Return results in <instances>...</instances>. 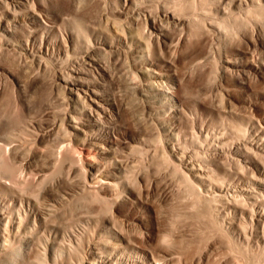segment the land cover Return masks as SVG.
<instances>
[{"label": "bare ground", "instance_id": "bare-ground-1", "mask_svg": "<svg viewBox=\"0 0 264 264\" xmlns=\"http://www.w3.org/2000/svg\"><path fill=\"white\" fill-rule=\"evenodd\" d=\"M59 3L55 0H0V54L14 55L27 67H35L39 71L46 72L49 67L54 69V85L60 92L61 115L59 124L53 126L61 128V141L52 148L50 159L55 164L65 159L76 162L74 167H68V171L72 170L77 175L81 173L83 181H76L72 191L63 190L62 187L71 182L63 176L64 169L60 168L53 174L54 177L49 178V167L37 166L33 173L34 181L49 179L42 187V200L23 193L21 188L28 179L25 170L30 166V155L38 151V155L45 157L44 163H48L46 150L30 146L26 136L30 135L35 144L45 140L38 132L32 136L27 126L0 131V160L7 156L19 167L18 175L7 172L0 175V264H177L178 256L163 243L165 237H169L160 234L164 239L159 241V232L152 225L157 208L142 202L141 186L136 192L127 179L133 173L136 181L144 182L146 193L150 194V187L157 181L155 177L160 172L157 165L158 172L153 166L154 157H159V152L154 150L155 156V153L144 151L146 140L140 137L143 129L153 135L152 140L157 138L158 141H155L161 142L162 148L157 143L160 154L164 155L160 157L164 160L167 155L172 162L168 159L165 162L174 164L181 177L191 185H187L181 193V196L187 197L188 209L205 219L210 218L206 216L210 213L209 216L215 219L210 218L214 224L222 220L233 232H239V236L244 239L247 236L249 240V230L245 234L244 224H241L243 229L240 228L242 222L237 224L234 218L244 216L248 222L255 220L260 226L264 217V202L262 207L254 209L246 200L248 208L239 204L236 197H259L256 188L264 195L262 178L255 177L257 173L254 170H251L253 177L247 174L252 167L264 173L258 155L252 152L264 154V122L254 115V118L248 117L245 127L244 123L237 121L238 129L233 128L236 135L231 134L238 138L237 141H233L236 140L234 138L231 143L225 142L222 133L210 132L202 123L203 106L196 100L189 105L191 90L188 85L194 74L209 63H206V57L214 54L215 49L222 52L220 43L229 39L227 31L230 25L227 23L236 22L234 26L238 20L239 25L241 22V25L249 26L252 21L255 22L254 15L259 20L257 14L264 15L261 14V11L264 12V0H201L200 7L195 10L190 8L196 7V0H72L68 10L62 9ZM262 22L255 23L264 30ZM171 26L180 31L176 38H173L175 34L170 35L172 38L167 34L172 33L171 29L167 31ZM205 33L212 34L209 48H200L201 51L192 56L191 61L177 64L176 58L186 41L192 38L198 40ZM238 60L226 56L220 70L214 69L220 100L218 107L223 113H233V106L239 98L252 105V100L243 95L247 90L246 80L237 78L229 84L227 76L230 72H236L241 67L240 71L249 68L264 73V61H247L246 68H242ZM121 104L125 105V112ZM247 107L250 110L252 106ZM127 114L132 127L126 120ZM184 119L189 121L192 141L200 144V148L208 143L201 145L199 136L207 137L212 133L207 139L211 144L205 146L208 152L211 150L208 157H205L208 154L206 150L202 152L207 154L201 156L199 150H194L197 148L185 151L182 143L177 146L172 141L182 131L179 124L182 125L180 121ZM255 128L260 129L259 135L262 136L258 133L253 136ZM256 129L254 132H257ZM58 146L61 148L58 149ZM119 147L122 148L119 150ZM71 149L77 157L68 154ZM118 150L123 155L118 154ZM228 153L233 154L229 155L235 170H232V164L226 166L227 161L223 162ZM146 154L151 156L144 157ZM139 156L145 162V171L142 172H137L133 164L139 161L136 158ZM166 167L159 166L165 173ZM234 180L237 183H233ZM226 181H229L228 186L224 184ZM241 182L245 186H239ZM91 192L99 196L98 199L108 201L110 211L100 216L98 212L94 216L87 212L89 209L71 207L77 193L85 196ZM258 197H255L256 200ZM128 203L132 216L124 210ZM73 215L77 217L69 221ZM249 224L245 225L250 227ZM184 264L194 262L186 258Z\"/></svg>", "mask_w": 264, "mask_h": 264}, {"label": "rangeland", "instance_id": "rangeland-1", "mask_svg": "<svg viewBox=\"0 0 264 264\" xmlns=\"http://www.w3.org/2000/svg\"><path fill=\"white\" fill-rule=\"evenodd\" d=\"M55 1L57 3L60 2L59 3L60 7H63L62 9H64V10L65 9L68 10L71 8L70 6H72V0H58V1L55 0ZM196 1H197L196 7L190 8L191 10H195L198 7H200L201 0H196ZM192 6H194V3H192ZM261 12H262L261 14L263 15L264 12L263 11H261ZM253 17L255 18L254 19L255 22H258L260 20L262 22V20H263V22L260 24L261 25L264 24V19H263L264 15L260 16L258 13L257 18H259V20L256 19L255 15ZM253 22L254 21H252V23H250V25L248 24L249 26H247V24L246 25L243 24L244 22L242 23L243 25H241V22L239 25L238 20H237V25H234V26H232V25L235 24L236 22L235 23L233 22V24H231V22H228L227 24H229L230 26H229V30L227 31V32H229V34L227 33V36L229 35V37H227V38H229V39L232 38V40L230 39L231 40L230 41L228 39L227 41L226 40L224 41L225 43L221 42L220 46H222L223 48L220 47L221 48L220 51H222V52L219 53L215 49L214 54H211L212 57L210 55H209L210 57L208 56L209 61H207V59H206L208 57L205 58L206 63L209 62V63H207L208 65L206 64L205 68L202 71L196 72V74H194V76L192 77V79L190 80L189 85H188L189 90H191V95H189L191 97L188 100V103H191V104H189V105H193V101L195 102V100H196L203 106L204 116H203V118H200L202 120V123L204 124V126H206V128L207 127L209 128L210 132L213 131L215 134H219V135H221V133H222V136H224V139L226 138V140L223 139V141H225V142H230V141L232 142V140L234 138H236V140H233V141H237L238 138L234 137V136L232 137V135L236 133V131L233 128L238 129V127H239L238 122L244 123V127H245V125L248 122V117H250V116H252V118H254V116L257 119L260 118V120H262L264 122V73L261 71H258V70L256 71L255 69H249V68L244 67L245 63L247 61H252V62H256V63L264 61V30L261 29L260 27L256 26V23L255 22L253 23ZM252 24L254 25V27ZM231 26H232V28H230ZM234 27H236V28H234ZM237 27H239V28L241 27V29H239ZM233 28L236 30H234ZM246 28H248V29H246ZM231 29L234 31H232ZM169 30L172 33L167 32V34H169V36L171 34H172V36L175 34L173 38H176L180 32L175 26H171V28L168 27L167 31H169ZM237 33H238V35H237ZM210 34L211 33H209V34L205 33L201 37L202 39L200 38V39L196 40L195 38H192V40L190 39V41H186L187 43H185L182 46L181 51L179 52V56H177V58H176V63L180 64L181 62L184 63V61L189 62V61H191L190 60L191 57L195 56L196 53L200 52L202 50V48H209L211 42L213 41L212 34L211 35ZM255 38H257V39H255ZM252 39H254V40H252ZM228 41L230 43H227ZM222 43H224V45ZM200 48H201V50H200ZM225 55L227 57H233V59L235 61L237 59H239L240 61L239 60L237 61V63L239 62L238 65L242 66V68L247 69V71L245 69L246 72L243 69L240 71L241 67L240 68L238 67L239 68L238 70L240 72L238 70H236V72H235V70L232 71L233 73L230 72L227 76V82L229 84H231V83H234L235 82L234 80L237 78H244L246 80L245 81L246 82L245 87L248 91L246 90L245 92H243L244 93L243 95H245L246 98H250L252 100V105H248L247 103L242 102V98H241V100H240V98L237 99L235 101L236 105L233 106V113H223L222 112L223 110H219L218 102L220 100L218 99L219 93H218V87L216 84L217 81L215 80V77H214L215 75L213 76V73L216 72L215 70H220V66L223 64V58L226 57ZM21 61L22 60H19L18 57H15L14 55H11V54H9V55L3 54L2 55V54H0V131H4L6 129L9 130V129H13V128L15 129V128H19L21 126H27L29 128V132L32 134V136L35 135L34 132L35 133L38 132L37 134H40V136L45 140L44 143L35 144L32 141L30 135L27 134V136H26L27 142L29 143L30 146H32L33 148H38L40 150H44V149L46 150L45 154L47 155L46 158L48 159V163H44L45 157H41V155H38L37 154L38 151H35L34 154L30 155V157H32V158L29 157V164L28 165H30V166H28V168L25 170V173H27L25 175L28 176V179H27L26 183H24V185L21 188V191L23 193L28 194L34 198L39 199V200H42L43 188H44L45 182L48 181L49 179L47 178L48 180H45V181H38V180L34 181V174L33 173H34V169L37 166L49 167V169H50V172L48 174L49 178L54 177L53 174L56 173L60 168L62 169V171L64 169V171H63L64 175L63 176L68 181L71 180V182L64 185L62 187V189L68 190V191L73 190V188H74L73 184H75L76 181H83V175H81V173L80 174L78 173L79 175H81V176H79V175H77V173H75L77 175V176H75V174L72 170L68 171V169H69L68 167H74L75 163H76L74 161L73 162L70 161V159H67V161H66V159H65V161L60 160V161H58L59 163L57 162L58 164H55L52 161V159H50V157L52 156V148L54 147L55 144H57L59 141H61V138H60L61 128L58 127L55 129V127L53 126V124H55V123L59 124L60 115H61V113H60L61 111L59 112V110L61 108L60 92H59V89L54 85V77H55V74L53 71L54 69H52V67H49L47 69L48 71L45 70L46 72H44L42 70L39 71L38 69L36 70L35 67H27ZM50 68H51V70H50ZM111 70H113V69L111 68ZM37 71H39L40 73H38ZM42 72H43V74H42ZM39 74H40V76H39ZM233 74H234V76H232ZM241 75H242V77H241ZM212 78L214 80H212ZM123 89H125V88H123ZM58 93H59V95H58ZM193 94L195 95V97ZM199 96H200V98H198ZM196 97H197V99H196ZM221 103H223L222 105H225L224 102H221ZM243 104H245V106ZM219 106H220V104H219ZM247 106H250V107L252 106L251 108H253V109L250 108V110H252V111H250L248 109L249 107H247ZM246 107H247L248 113L246 111ZM122 109H124V110H122L123 112L126 111L125 105H122ZM234 110H235V112H234ZM243 112H244V114H240ZM247 114H249V115H247ZM129 119H131V118L127 114L126 120L129 123L128 124L129 127H132V125L129 122ZM187 121H188L187 119L180 121V123H182V125L179 124L180 126H182V131H180V134H179L180 137L177 136L179 138L175 137L172 139V141L177 146H181L179 144L182 143V145L184 147V148L182 147V149H184L185 151H189V150L193 151V148H197L194 150H199L200 151L199 155H201V156L206 155L207 153L202 152V151L206 150V152H208V150H207V148H205V146L207 147L208 144H211V143H209V140L207 141V139H209V136L212 135V133H209V136H207V137L205 135L199 136L200 137L199 140H201V142H200L201 145H205L204 143H208L205 146H203L204 148H200L202 146H200V144L196 145V143H194L191 139L192 134L190 132L191 130L189 129L190 128L189 127V121L188 122ZM200 123L201 122H199L198 124H200ZM32 124H33V126H32ZM232 124H236V125L232 126ZM30 128H31V130H33L32 132H31ZM211 128H212V130H211ZM255 129H253V134H254L253 136L254 137L256 136V133H258V135L260 134V132H259L260 129L259 130L256 129L257 132H254ZM234 131H235V133H234ZM43 133H45V134H43ZM142 133H143V135L141 134L140 137L143 138L144 140H146L145 142L143 140V142H144L143 146H144V149H146L144 151H147V153L149 151V153L151 152V154H152V153H155L154 150H157V153L159 152V154H160V151H161L160 148H162L161 142H156L155 140L157 138L155 140L154 139L152 140L153 135L149 132H146L145 129L142 130ZM42 134L45 136L43 137ZM229 136L232 138H230ZM259 136H262V135H259ZM157 141H158V139H157ZM157 143H159L160 148L158 147ZM193 145H196V146L192 147ZM57 148L59 149L61 147L58 146ZM121 148L122 147H119L118 149L120 150ZM119 150L117 151V153L120 155H123V152H122L123 149H122V151H119ZM210 151L211 150H209V152ZM209 152L205 157H208L210 155ZM252 152H254L256 155H258L257 157L259 160V164L261 166H264V164H262V163H264V161L261 162L262 160H264V154L261 153L260 154L261 156H260L257 152H255V151H252ZM74 153H75V151H73L72 149L68 151V154L77 157V155H74ZM124 154H125V152H124ZM159 154L158 155L156 153L154 154L155 156L156 155L159 156V157H154V161H155L154 163L155 164L153 163V159H152L153 166L157 165L160 172L157 173V176L155 177V181H156V178H157V181L155 183H152V186L150 187V190H149L150 194L146 193L148 191L146 190V186H145L144 182L143 181H140V182L136 181V178L134 177L135 175L133 173H131L130 176L127 177V179L129 181V183L132 185V187H134V190L136 189L135 190L136 192H137V189H138V191H140L139 189L141 186L140 192H142V196H140V199H142L141 200L142 202H144V203L148 202L149 205L153 204V206L157 208L158 213H157L156 218L154 217V219H153L154 221H153L152 225L157 230V233L159 232V241L162 238V236H160V234H162V235L165 234L167 237H169V238L165 237L166 240L164 238H162V239H164L163 243L165 244V246L167 248H170L171 250H173V252L178 256L179 261H177V264H184V259H186V258L190 259V261L192 260V262H194V264H198L199 261H200L199 264H219V263L220 264H232V263L233 264L234 263L235 264H259V262H260V264L261 263L264 264V232H261L262 229L264 228V225H263L264 224V222H263L264 217H263V221H261V223L263 222V224L260 223V226H259L258 224H256L255 220H254V222H255V224H254L253 221L248 222L246 220L247 218H244V216H242L243 218L240 216H238V217L235 216L234 220H236L237 224L239 223V221L242 222V223H240V228L243 229V227H242L243 224L246 227V228L244 227V230H247L245 232V234L249 230V233H247L249 240H247V236L245 239L243 237L239 236V232L238 233H236L235 231L233 232L230 228L227 227V224L222 220H221L222 222L219 221L220 223L214 224L213 221L211 220V219H213V217L211 218V216H209L210 213L207 210L206 211L209 214H206V211H205V214H206V216L208 215V218L210 217L211 219L210 218L209 219L201 218V216L198 214L194 215L193 212L190 211L187 207V202H188L187 197L183 194L181 196V193H183V190L188 185V183H187L188 181L186 179H185L186 180L185 181L183 176L181 177V175H180L181 173L177 170L178 168H176V166H174V164L173 165L170 164V162L168 161V160H170V158H168L167 155H165L166 158L163 160L162 159L163 157L162 158L160 157V156H164V155H162L163 153L160 155ZM229 154L231 155V153H228L227 155H229ZM63 156H64V154H63ZM147 156L148 155L146 154V156H144V157H147ZM150 156L151 155H149L148 157H150ZM229 156H227L229 159L225 157L223 159L225 161H223L222 159L221 160L224 163H226V161H227L226 166H229L232 164V170H235L236 168L233 165L234 163L230 159L231 156H233V154L230 157ZM6 157L7 156L2 157L3 161H2V159L0 160V175H6V173H3V172H7V173H11V174L14 173L15 175H18L19 167L15 166L12 163V161H10L11 159L9 157L8 158H6ZM136 158H139V161L133 162V164L136 165V171L137 172L138 171L142 172V170L145 171V169H144L145 165L143 166V164L145 162H143L142 157L139 156ZM261 158H262V160H261ZM166 159H168L167 160L168 162H165ZM4 160H6V162ZM8 161H10L12 164H10ZM62 161H63V165H62ZM163 161H164V164L162 163ZM68 164L71 166H69ZM164 165H165V167L167 166L166 167L167 169H165V170H167L166 173L164 172V170H162V168L163 169L165 168V167H163ZM157 166L155 167L156 170H157ZM159 166L160 167L162 166V168H159ZM139 167L141 170L139 169ZM13 168H14V170H13ZM168 169L170 170L171 174H170ZM249 170H250V172H248L246 170L248 172L247 174H251V173L255 172V173H257L255 175V177L260 176L262 178V180L264 181V179H263L264 173L259 172L257 169H255L253 167L250 168ZM251 170H254V172H252ZM65 172H67L68 174L66 173V175H65ZM69 172H71V173H69ZM157 172H158V170H157ZM163 172H164V174H163ZM242 173H243L242 176H244V171ZM245 174H246V172H245ZM165 175H168V176H165ZM78 176H79V178H78ZM146 176H148V175H146ZM169 176H170V178H169ZM253 176H254V174L252 175V177ZM80 177H82V179ZM161 177H162V179H161ZM245 177H247V176H245ZM171 178L174 181L171 180ZM227 182L229 183V181H226V182H224V184L226 183V185L228 186L229 184ZM233 183H237V181L234 180ZM241 183L242 184H238V185L239 186H243V185L245 186V184H243L244 182H241ZM143 188H144V190H143ZM179 189L181 191H179ZM255 190H256V195H259V197L254 196V198L253 197L249 198V197L244 196L242 194L243 196L242 195L241 196L244 197L242 199H244L245 204H243V200L241 198H239V196L236 197V199L238 198V200H237L238 203L245 206L247 203L246 202V200H247V201H249L248 204L251 208L255 207L254 209H256V208L262 207L261 203L264 202V199L261 201V199H262L261 197H263L264 195H261L260 191L262 193H263V191L258 190L257 188ZM164 192H166V193H164ZM146 194H149V195H146ZM94 195H96V194H94L92 192L89 194H86L85 196L82 194L79 195V193H77L74 200L71 203V207H79L80 209H83V210H85L84 208L89 209V211H87V212L91 215H94V216L95 215L97 216L96 213H98V212H99L98 216H100V215H102V213L110 211L109 210L110 206H108V204H107L109 202L106 201L107 202L106 203V202H104V199H102L101 197H100L101 199H98L99 196L96 195V197H97L96 198V197H94ZM229 197H231V196H229ZM255 197L256 198L258 197L259 199L256 200ZM85 200L86 201L91 200L90 204H89V201L87 203V202H85ZM250 200L252 201L251 203H250ZM84 202L86 204H89V205L85 206ZM255 204H258V205L260 204V205L257 207V205L255 206ZM207 206H208V204L205 207H207ZM104 207L106 208L105 211H104ZM129 207H130V204L128 203L125 206V208L128 209L129 212H128V210L126 211L125 208H124V210L126 213H129V215L132 216L131 215L132 210H130L131 208H129ZM246 207H248V205H246ZM250 207H248V208H250ZM147 213H148V211H147ZM197 215L199 217H197ZM76 217H77L76 215L70 216L69 221H73ZM202 217H203V215H202ZM213 220H215V219H213ZM244 221L245 222L247 221V222L243 223ZM214 222H216V221H214ZM219 224H221V226ZM245 224H249L250 227L252 225H254V227L252 226L251 227L252 229H251L250 227H248V225H245ZM222 225L224 227H222ZM212 229H214V232H212L213 231ZM229 229L231 230V232H229ZM250 230L251 231L253 230V231L250 232ZM211 232L213 234H211ZM203 236L204 237L206 236V237L203 238ZM210 236L214 237V238H212L213 241L211 240ZM206 238H208L209 240ZM162 239H161V241H162ZM168 239H169V241L167 243L166 241ZM257 240H259V241H257ZM228 248L230 249L231 253L228 252L229 251ZM238 251H240V252H238ZM234 253H236V254L234 255ZM200 256H201V258H200ZM227 257H228V259H227ZM234 257H236V258H234Z\"/></svg>", "mask_w": 264, "mask_h": 264}]
</instances>
